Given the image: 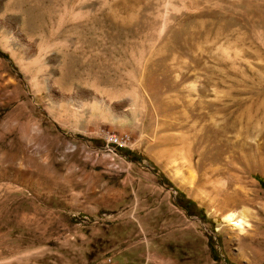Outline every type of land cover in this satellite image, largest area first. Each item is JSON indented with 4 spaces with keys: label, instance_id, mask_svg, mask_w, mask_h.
<instances>
[{
    "label": "rangeland",
    "instance_id": "obj_1",
    "mask_svg": "<svg viewBox=\"0 0 264 264\" xmlns=\"http://www.w3.org/2000/svg\"><path fill=\"white\" fill-rule=\"evenodd\" d=\"M0 264H264V0H0Z\"/></svg>",
    "mask_w": 264,
    "mask_h": 264
},
{
    "label": "bare ground",
    "instance_id": "obj_2",
    "mask_svg": "<svg viewBox=\"0 0 264 264\" xmlns=\"http://www.w3.org/2000/svg\"><path fill=\"white\" fill-rule=\"evenodd\" d=\"M228 222L230 223H234L233 225L237 228H242V226H244L245 221H244V217L242 216H236L235 214H231L227 217Z\"/></svg>",
    "mask_w": 264,
    "mask_h": 264
},
{
    "label": "trees",
    "instance_id": "obj_3",
    "mask_svg": "<svg viewBox=\"0 0 264 264\" xmlns=\"http://www.w3.org/2000/svg\"><path fill=\"white\" fill-rule=\"evenodd\" d=\"M262 183H263V182H262ZM187 204H189L190 206H191V205H194L193 202H191V201H188ZM193 207H194V206H193Z\"/></svg>",
    "mask_w": 264,
    "mask_h": 264
}]
</instances>
